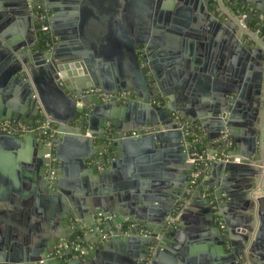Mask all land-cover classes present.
<instances>
[{"label":"water","instance_id":"obj_1","mask_svg":"<svg viewBox=\"0 0 264 264\" xmlns=\"http://www.w3.org/2000/svg\"><path fill=\"white\" fill-rule=\"evenodd\" d=\"M145 1L142 28L128 31L121 26V37L111 40L114 47L103 43L108 45L109 32L99 37L98 57L109 53L115 60L101 63L88 60L87 51L77 45L86 41L85 32L75 31L69 22L72 18L67 11L76 10L80 0H0V92L18 100L8 111L0 110V120L31 123L43 113L52 121L46 131L0 134V149L17 153L13 183L28 179L38 197L31 199L25 213L19 206H8L0 207V216L32 220L31 229L40 234L36 240L28 238L23 252L1 247L0 264H109L118 257L121 264H190L176 237L178 224H183L190 211L195 212L199 225L195 232L205 237L221 262L264 264V250L259 248L264 239L260 120L264 112V37L256 34L257 30L264 34V3ZM36 6L50 14L46 34L50 41L41 40L43 33L34 17L37 29L29 38L8 28L19 17L30 16ZM240 14L245 16L241 23L246 29L239 22ZM194 18L199 30L217 28L233 40L242 67L254 63L253 91L241 90L236 84H216L211 96L192 104L191 83L196 92L210 94L211 80L202 75V61H186V53L166 55L158 43L167 28L183 35L198 33L190 28ZM156 57H162L163 64ZM162 65L171 72L184 67L185 79L167 88L164 77L168 74H161ZM89 88H98L107 97L84 95ZM244 101L250 103V110L246 111ZM20 102L29 107L27 114L18 108ZM172 114L189 123V135ZM242 126L244 141L237 137ZM167 141H172L167 178L156 183L153 176L147 177L151 182L141 184L143 174H134V170ZM202 152L237 156L240 162H212L206 179L190 187L192 161ZM69 162L73 175L88 177L83 189L63 180ZM98 167L103 170L98 172ZM49 169L53 180L48 178ZM234 189H242L243 204L238 205ZM112 215V220L105 219ZM172 216L177 217L176 226L168 225ZM99 219L103 220L100 226ZM88 233L95 238L90 248L86 247ZM65 244L57 253V247ZM112 249L117 252L113 259ZM256 249L261 251L258 258L262 262L253 254Z\"/></svg>","mask_w":264,"mask_h":264},{"label":"crops","instance_id":"obj_2","mask_svg":"<svg viewBox=\"0 0 264 264\" xmlns=\"http://www.w3.org/2000/svg\"><path fill=\"white\" fill-rule=\"evenodd\" d=\"M259 1L264 3V0ZM145 3V0H80V2L75 4L77 7L76 10L67 11L68 16L72 18L69 22L74 23L73 26L75 31L85 32L82 35H84L86 41H78L77 45H79L83 51H87L88 54H86L88 55L87 57H89L88 60L91 62L98 61L101 63H113L115 60L109 58V53L107 57H98V46L101 43L99 37L106 32H109L108 45L105 41H103V43H105L106 46L114 47L113 45L115 42L111 40L117 39L118 36L119 38L121 37L119 34L122 29L121 26L128 31H135L140 29L139 27L142 28V22H144L146 18ZM224 5L227 8L228 5L226 3ZM154 13H156L155 10ZM222 18H224V16H222ZM133 19L137 21V26H135V22L132 21ZM194 22L195 18L194 21L191 22L190 28L197 30L198 33L183 35L174 33L170 28H167L165 33H162L159 36L160 38L158 43V46L163 48L166 55L174 52H179V55L186 53L187 56L183 58L185 60L187 59L186 61L192 60L191 58H194V60L200 58L202 61L200 67L203 71L202 75L209 76L211 80L209 82L210 94L204 95L202 94L203 92H196V90H194L193 83H191L189 88L190 90L188 92L193 95V99H191L192 104H198L201 99L211 96L214 93L216 84H236L241 90L245 88L246 92H249L250 90L253 91L256 85V75L253 69L255 66L254 63L251 65L246 63L245 66L242 67V58L235 50L233 40L229 38L225 32L221 33L217 28L214 29L208 27L204 29L201 28V30H199V25ZM32 23L33 16L30 14V16L26 15L19 17L11 23L8 28H15L17 32L24 33V35L29 38L28 36H30L31 33ZM252 24H254V22H252ZM97 32L101 33V35H98ZM94 43L97 48L94 46L93 50L91 49V46L95 45ZM113 55L114 54H111L110 56L113 57ZM156 60L158 63L163 64L162 57H156ZM248 63L251 62L249 61ZM174 69L175 71L171 72L172 70L170 67L168 68L163 65L161 67V74H168L167 77H164L167 88L172 86L174 87L175 83H180L181 80L185 79L186 73L184 72H186L187 69L184 67L180 69H176V67H174ZM197 74L199 75L200 71H198ZM169 82L170 85L168 84ZM262 84L264 85V74ZM194 96H196L195 99ZM252 100H254V97H252ZM14 104L18 105L17 98L15 99L13 96H8L0 92V110L8 111V109L15 106ZM19 104L18 108L23 109L24 114H27L30 110L29 107L23 102H20ZM243 105L245 106L246 111L250 110V103L248 101H244ZM262 114L263 115H261L260 119L261 131L264 135V112H262ZM242 128L243 126L238 128L239 133L237 134V137L241 141H244V139H246V135L244 134L246 129ZM97 143L99 144L100 142ZM171 143L172 141H167L166 144L161 145L159 150H156V152L149 157L148 161L146 159V161L138 164V170H134V174H143V180L139 181L141 184L142 181L151 182V180L152 182L161 183L165 180V178H167L166 175L169 174L170 170H168L166 163H168L171 159ZM245 153H247V151H245ZM16 156L17 153L13 149H0V207L19 206L22 213H25L26 208L32 205L31 199L38 197L34 195L32 189L30 188L28 179L26 180L20 178L18 184L13 183V177L15 175L13 167L14 162L16 161ZM71 164L72 162L67 163L66 169H64L61 176L66 183L68 182L70 185L72 183H77L80 189H83L84 184L87 183V181L89 182L88 177L84 175L81 176L79 174L76 176L73 175L75 171L73 170V166H71ZM102 170L103 167L97 168L98 172ZM159 172L161 174L160 177L158 179L153 178L154 175ZM147 177L152 178L151 180H148ZM205 179L206 177L204 180ZM241 192L242 189L240 191H236V189L233 190L238 205L243 204L246 200V197H239V193ZM224 198L225 201H227L226 197ZM172 217V223L168 225L172 224L173 226H176L177 217ZM196 220L197 218L195 217V212L190 211V213H187L183 219V224H178L179 233L176 237L180 240V250L182 249V251L186 252V262H190V264H225L220 261L219 257L215 255L214 252H212V247L209 245V242L205 239V237L200 235V233L195 232V230L199 228V225L195 222ZM43 221L44 220L41 222L43 223ZM52 223L53 226H55V224L57 225L56 220ZM32 225V220H24L21 218L17 219L14 216L9 218L7 215L0 216V248L10 246L23 252L24 249L28 248L26 244L28 238L36 240L40 235L31 229ZM40 229L41 228H39L38 231ZM50 233L52 232L50 231ZM87 238L90 242L86 243V247L90 248L91 241L95 238L94 235H91L90 233L87 234ZM170 242L174 243L173 240ZM260 245L261 246L259 248L264 250V239L260 242ZM258 249H256L253 254L259 262H262V259L258 258L261 254V251H258ZM116 253V250L112 249V259ZM120 255L126 256L122 253ZM117 260H110L109 264H121L119 257Z\"/></svg>","mask_w":264,"mask_h":264},{"label":"built area","instance_id":"obj_3","mask_svg":"<svg viewBox=\"0 0 264 264\" xmlns=\"http://www.w3.org/2000/svg\"><path fill=\"white\" fill-rule=\"evenodd\" d=\"M34 18L36 22L38 23L39 29L43 34L48 33V20H49V12L46 9H43L40 6H36L34 9ZM245 18L243 14L239 15V22ZM242 27L246 29L245 25L241 23ZM256 34L260 35V32L257 30ZM84 95L86 96H91V95H96L98 97H107L106 94H103L100 89L98 88H89L87 90H84L83 92ZM120 97H124V94H120ZM172 117L181 125V128H187L185 134L189 135L190 132L188 130L189 128V123L182 120L178 115L172 114ZM52 121L50 117L47 115L40 113L31 123H26V122H18V123H13L10 121H2L0 120V134H7V135H12V136H22L25 135L29 132H40V131H46L51 127ZM161 128V126H160ZM132 135H136V133H132ZM205 156V159L202 157ZM217 160H224V161H233L234 163L240 162V158L237 156H227L221 152H215L212 154H209L207 152H202L200 156L196 160H193L192 162L194 163L191 177L189 180V185L190 187H196L207 175L208 168L212 162H215ZM54 161V159H52ZM99 168V167H98ZM48 178L50 180H53V172L51 169L48 171ZM105 219L107 220H112L113 216H107ZM103 224V220L99 219L98 220V226ZM221 228H223L222 224L220 223ZM147 230H144L142 233H147ZM67 244L65 245H60L57 247L56 252L59 253L60 250L63 247H66ZM81 255L84 254L83 251L80 253Z\"/></svg>","mask_w":264,"mask_h":264},{"label":"flooded vegetation","instance_id":"obj_4","mask_svg":"<svg viewBox=\"0 0 264 264\" xmlns=\"http://www.w3.org/2000/svg\"><path fill=\"white\" fill-rule=\"evenodd\" d=\"M31 10H32V9H31ZM33 14H34V11L31 12V15H32V16H33ZM33 17H34V16H33ZM34 25H35V23L33 22V23H32V27H34V28H33V29L31 28V31H32V30L35 31V30L37 29V27L34 26ZM260 34H261V36H262V38H263V37H264V34H263L262 32H260ZM28 37H31V33H30V36H28ZM34 119H35V118H34ZM18 122H24V121H18ZM18 122H13V123H18Z\"/></svg>","mask_w":264,"mask_h":264},{"label":"trees","instance_id":"obj_5","mask_svg":"<svg viewBox=\"0 0 264 264\" xmlns=\"http://www.w3.org/2000/svg\"><path fill=\"white\" fill-rule=\"evenodd\" d=\"M263 32V31H262ZM41 40L42 41H50V38L46 35V34H42V36H41Z\"/></svg>","mask_w":264,"mask_h":264}]
</instances>
